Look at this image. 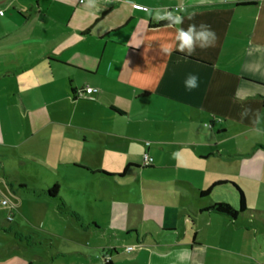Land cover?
Listing matches in <instances>:
<instances>
[{"label": "crops", "instance_id": "0c3cea01", "mask_svg": "<svg viewBox=\"0 0 264 264\" xmlns=\"http://www.w3.org/2000/svg\"><path fill=\"white\" fill-rule=\"evenodd\" d=\"M58 3L59 10L51 13L52 24L39 23L37 9L39 25L27 31L26 41L10 38L0 44L6 63L0 67V149L13 158L38 162L58 174V167L69 166L87 182L106 183L116 176L117 181L123 179L130 170L155 169L119 162L124 155L146 151L151 157L155 143L177 149L172 153L181 163L172 167L200 171L192 165L196 158L187 148H207V152L199 151V161L212 155L221 160V154L215 151L216 142L204 143L191 136L204 132L208 125L219 135L227 131L225 125L247 130L254 122H264V0ZM167 11L172 18L166 17ZM175 15L183 17L179 25L173 23ZM166 20L171 23L158 25ZM191 24L196 26L194 48L192 55H186L187 50H176L177 31H187ZM200 24L215 33V42L212 36L203 42L196 39L205 30ZM14 33L0 27V35L4 34L0 41ZM169 47L171 51L165 52ZM189 75L198 78L192 90L187 89ZM86 88L97 92L84 97ZM181 131L188 138L182 139ZM157 136L159 140L153 142ZM255 143V148L264 150ZM255 155L264 161V156ZM109 160L118 163L109 165ZM63 184L68 185L64 180ZM190 188L191 213L222 217L201 213L210 204L197 199L202 190ZM195 239L194 235L189 247L160 245L149 252L145 264H217L218 256L212 254L192 258L202 247ZM142 252L129 261L139 264Z\"/></svg>", "mask_w": 264, "mask_h": 264}, {"label": "rangeland", "instance_id": "374dc122", "mask_svg": "<svg viewBox=\"0 0 264 264\" xmlns=\"http://www.w3.org/2000/svg\"><path fill=\"white\" fill-rule=\"evenodd\" d=\"M59 6L58 0H0V27L7 33L16 31L0 44L10 38L17 43L26 41L28 32L41 21L46 25L55 21L51 13ZM37 9L41 12L39 23L35 19ZM5 66L4 54L0 53V67ZM261 123L264 126V122H254L249 131L225 125L227 131L219 135L208 125L204 132L191 136L204 143L216 142L215 151L221 154V160L212 155L199 161V151L207 152V148H187L196 158L192 165H198L200 171L172 167L181 163L172 153L177 149L154 143L153 163L148 166L155 169L130 170L123 179L117 181L116 176L106 183L87 182L73 174L69 166L58 167L60 176L38 162L13 158L9 151L0 149V264H101L105 259L115 264H136L129 260L139 251H143L139 264H145L149 252L160 245L189 247L194 235L202 247L193 259L212 254L218 256L217 264H264V161L255 155L264 156L262 148H255V140L264 146ZM185 133L181 131L182 139L188 138ZM154 138L153 142L159 140L158 136ZM130 155L119 159L120 165L145 167L143 152ZM160 158L161 165L157 163ZM113 163L118 161H107ZM214 180L234 183L242 190L245 215L250 218L232 223L222 217H196L191 213L190 185L206 190ZM54 184L58 188L50 197L46 191ZM206 202L226 203L238 211L237 195L229 185L215 188Z\"/></svg>", "mask_w": 264, "mask_h": 264}, {"label": "trees", "instance_id": "16d2710c", "mask_svg": "<svg viewBox=\"0 0 264 264\" xmlns=\"http://www.w3.org/2000/svg\"><path fill=\"white\" fill-rule=\"evenodd\" d=\"M170 23H171V20H166V21L160 22L158 25L161 26V25L170 24ZM145 167H148V166H145ZM97 174L109 176V174H107L105 172H98ZM222 185H229L235 191V193L237 195V199H238V211H236L235 208L231 207L230 205H228L226 203H216V204H210L207 208L201 209L200 212L222 216V217H225L232 222H235V221L239 220L240 218H242V219L245 217L250 218L251 216L245 215L247 212V209H246V205H245L244 193L234 183H230V182L215 183L212 186H210L209 188H207L206 190L199 191L197 194V199L198 200L206 199L209 196V194L215 188H218ZM57 188H58L57 185H54L53 188H50L49 190L46 191L47 195L52 197L53 194L56 192ZM102 264H112V263H111V261H104L103 260Z\"/></svg>", "mask_w": 264, "mask_h": 264}, {"label": "clouds", "instance_id": "9594fccd", "mask_svg": "<svg viewBox=\"0 0 264 264\" xmlns=\"http://www.w3.org/2000/svg\"><path fill=\"white\" fill-rule=\"evenodd\" d=\"M89 4L94 6L95 0H88ZM168 18H172L171 15ZM191 18V17H190ZM157 19H163V17H157ZM183 17L179 16V15H175L174 19H173V23L175 25H179L182 22ZM199 27L201 29H205L204 31H200L197 35H196V39L203 42L206 41L208 39L209 36H212L214 42H215V33L212 32L209 28L208 25L205 24H200ZM195 25H189L187 31L183 30V29H178V40L180 41L179 45L176 46V50L179 52H185V50H187L186 55H192L193 53V48H194V41L192 39L193 34L195 32ZM201 48H204L203 44L199 45ZM165 52H170L171 51V47L164 49ZM197 77L195 75H189L186 78V82H187V89L188 90H192L194 88H196L198 86L197 84Z\"/></svg>", "mask_w": 264, "mask_h": 264}, {"label": "built area", "instance_id": "2783aa9c", "mask_svg": "<svg viewBox=\"0 0 264 264\" xmlns=\"http://www.w3.org/2000/svg\"><path fill=\"white\" fill-rule=\"evenodd\" d=\"M141 9H143V7H141ZM177 8H175L176 10ZM171 15L170 11H167L166 13V17H169ZM97 90L96 89H93V88H86L85 90H83V95L84 97L85 96H89V95H92L94 93H96ZM145 145L148 147L149 146V143H145ZM143 164L145 166H148V165H151L152 164V158L150 157L148 151H146L144 154H143ZM2 205H7V202L6 201H2L1 203ZM104 261H108V260H104Z\"/></svg>", "mask_w": 264, "mask_h": 264}]
</instances>
